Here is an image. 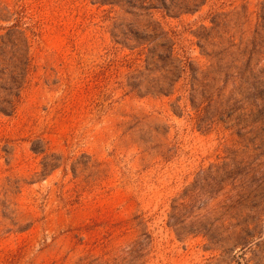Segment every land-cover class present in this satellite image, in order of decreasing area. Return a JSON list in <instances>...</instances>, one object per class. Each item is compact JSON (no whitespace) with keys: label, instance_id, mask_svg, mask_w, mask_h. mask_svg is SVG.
I'll list each match as a JSON object with an SVG mask.
<instances>
[{"label":"rangeland","instance_id":"1","mask_svg":"<svg viewBox=\"0 0 264 264\" xmlns=\"http://www.w3.org/2000/svg\"><path fill=\"white\" fill-rule=\"evenodd\" d=\"M128 1L0 0V264H264V0Z\"/></svg>","mask_w":264,"mask_h":264},{"label":"trees","instance_id":"2","mask_svg":"<svg viewBox=\"0 0 264 264\" xmlns=\"http://www.w3.org/2000/svg\"><path fill=\"white\" fill-rule=\"evenodd\" d=\"M148 2L155 1L156 4L160 5L163 8H170V6L166 5V0H145ZM128 2H131L129 0ZM171 6L174 7L173 0H170ZM154 4L151 3V7H153ZM16 18L14 20V23L10 27H2L0 26V30L7 29L8 32L6 33L5 37H1V43L5 45L4 39L6 38L8 41L13 38L14 36H22L21 29V21L22 17L19 15V13H16ZM6 17V16H3ZM6 19V18H5ZM150 31L151 34H146L142 36V38H139L141 41H144V44H151L155 41H161L160 43L156 44L152 49L148 50V55L146 58V70L149 72L156 71L157 73H160L159 76L152 78L148 81H146L147 91H154V93L162 94L165 96H170L175 91V86L178 80L185 75H188V72L190 71V75L192 78L195 79L194 75V69L192 64L188 61V58L185 60H180L176 55H179L178 51H183L182 48H178L176 52V42L174 38V34L170 35V32L161 30L160 26H153ZM20 43L22 44V40H20V37L18 38ZM9 43H11L9 41ZM141 44V45H142ZM1 47V46H0ZM146 47L141 46L140 51H144ZM160 50L161 53H158ZM4 52V51H1ZM19 59H20V66L17 67V70L19 71L18 74L20 77H24L25 72L27 71L29 67V60L27 57V52L23 51L19 52ZM159 63V64H158ZM150 65H152V69L148 68ZM196 72H198L196 70ZM140 78L138 81H135L131 84V87L133 90H136L137 92H141V80H143V75L140 74ZM186 79V77H185ZM19 87H17L18 89ZM187 91V90H186ZM185 91V92H186ZM195 90L192 88L190 90V101L193 103V107L196 108L197 112L202 111V108L200 107V104L195 106L194 100L196 99L195 96ZM16 96H19V94H16ZM9 103V102H8ZM13 107V104L12 106ZM6 111V110H3ZM199 114V113H198ZM199 118V117H198Z\"/></svg>","mask_w":264,"mask_h":264}]
</instances>
